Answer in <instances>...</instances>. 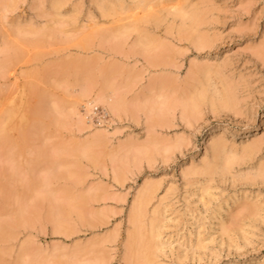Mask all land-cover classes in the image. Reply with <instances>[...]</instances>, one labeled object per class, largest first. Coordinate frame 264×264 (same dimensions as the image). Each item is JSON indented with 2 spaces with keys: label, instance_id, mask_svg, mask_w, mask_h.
<instances>
[{
  "label": "rangeland",
  "instance_id": "obj_1",
  "mask_svg": "<svg viewBox=\"0 0 264 264\" xmlns=\"http://www.w3.org/2000/svg\"><path fill=\"white\" fill-rule=\"evenodd\" d=\"M0 264H264V0H0Z\"/></svg>",
  "mask_w": 264,
  "mask_h": 264
},
{
  "label": "bare ground",
  "instance_id": "obj_2",
  "mask_svg": "<svg viewBox=\"0 0 264 264\" xmlns=\"http://www.w3.org/2000/svg\"><path fill=\"white\" fill-rule=\"evenodd\" d=\"M7 102V101H6ZM5 104V103H4ZM3 105V104H2ZM7 106H9V104L7 105ZM12 108V107H11ZM16 111V110H15ZM27 112V111H26ZM12 113V112H11ZM20 112H18V111H16L15 112V114L14 115H16V114H19ZM20 115H22L21 113H20ZM25 115V114H24ZM2 122V121H1ZM148 195V194H147ZM142 198V197H141ZM147 198V197H146ZM146 199H145V196L140 200V204H142V202H146L145 201ZM139 207V206H138ZM141 209V208H140Z\"/></svg>",
  "mask_w": 264,
  "mask_h": 264
}]
</instances>
